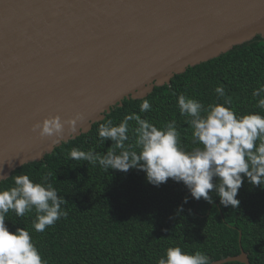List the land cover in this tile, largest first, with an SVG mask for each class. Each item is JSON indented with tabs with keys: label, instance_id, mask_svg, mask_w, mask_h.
<instances>
[{
	"label": "water",
	"instance_id": "1",
	"mask_svg": "<svg viewBox=\"0 0 264 264\" xmlns=\"http://www.w3.org/2000/svg\"><path fill=\"white\" fill-rule=\"evenodd\" d=\"M257 36L264 0H0V176ZM77 114L58 140L32 130ZM228 262L250 264L242 249L212 264Z\"/></svg>",
	"mask_w": 264,
	"mask_h": 264
},
{
	"label": "trees",
	"instance_id": "2",
	"mask_svg": "<svg viewBox=\"0 0 264 264\" xmlns=\"http://www.w3.org/2000/svg\"><path fill=\"white\" fill-rule=\"evenodd\" d=\"M218 85L224 86L238 115H264L252 96L254 89L264 85V40L260 36L187 68L169 85L154 88L143 99L123 100L121 107L111 109L88 133L63 143L43 161L13 171L0 183V190L14 186L16 175L27 174L41 182L50 173L49 182L65 199L61 207L68 214L40 233L32 227L34 211L24 217L10 211L5 221L9 231L26 228L47 264H157L173 246L189 253L201 251L211 262L237 256L242 249L250 264H264V184L255 187L245 180L236 197L239 206L231 208L222 206L214 192L211 204L193 199L182 182L171 178L157 187L146 181L141 170L104 171L98 165L68 157L73 147L106 153L112 142H101L99 125L109 119L118 124L130 113L157 127L174 119L182 146L190 150L197 145L192 142L187 118L179 113L177 96L183 93L207 107L217 102L214 89ZM144 99L150 102L151 110L140 113ZM223 99L219 101L223 103ZM134 125L130 121V128Z\"/></svg>",
	"mask_w": 264,
	"mask_h": 264
},
{
	"label": "clouds",
	"instance_id": "3",
	"mask_svg": "<svg viewBox=\"0 0 264 264\" xmlns=\"http://www.w3.org/2000/svg\"><path fill=\"white\" fill-rule=\"evenodd\" d=\"M214 91L217 102L207 107L183 93L177 96L179 113L187 118L192 128V142L197 145L190 150L182 146L181 133L174 119L157 127L141 115L130 113L118 124L109 119L99 125L101 142H112L106 153L73 147L68 157L98 165L104 171L141 170L146 181L157 187L171 178L174 182H182L193 199H203L211 204L214 192L222 206L238 208L240 201L236 197L245 180L255 187L264 184V115L259 112L238 115L224 86L218 85ZM262 94L264 85L252 92V96L257 98L256 106L264 110ZM219 98H224L223 103ZM150 110V102L142 100L139 112ZM82 119L77 114L62 121L59 115H53L34 124L32 130H38L41 137L58 140L65 125L71 134L77 131V122ZM130 121L135 122L131 128ZM50 175L46 174L41 182H35L29 175L19 174L13 177L14 186L0 190V264H47L30 232L23 227L10 232L5 221L10 211L16 217H24L34 211L32 227L42 233L67 217V211L61 207L66 201L49 182ZM6 178L0 176V180ZM157 264L212 262L201 251L189 253L173 246L165 250Z\"/></svg>",
	"mask_w": 264,
	"mask_h": 264
}]
</instances>
